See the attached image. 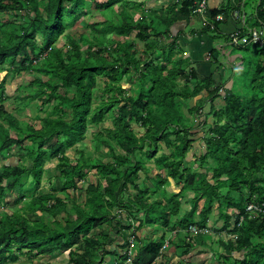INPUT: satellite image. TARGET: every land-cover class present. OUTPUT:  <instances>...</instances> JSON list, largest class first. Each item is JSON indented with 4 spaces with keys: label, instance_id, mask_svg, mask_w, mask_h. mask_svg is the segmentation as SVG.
Segmentation results:
<instances>
[{
    "label": "trees",
    "instance_id": "trees-1",
    "mask_svg": "<svg viewBox=\"0 0 264 264\" xmlns=\"http://www.w3.org/2000/svg\"><path fill=\"white\" fill-rule=\"evenodd\" d=\"M121 1L126 0H0V13L23 10L27 17L21 24L8 22L9 27L1 30L0 66L7 64L8 72L16 74H39L30 83L38 88L29 95V102L40 100V109L46 106L48 110L40 118L41 126L27 123L24 127L15 114L0 105V116L8 122L5 126L0 120V154L11 155L15 145L26 147L22 159L31 162L27 166L22 160L0 168V206L22 203L12 214H0V264L10 256L16 258V251L40 255L57 250H69L71 264H125L131 235L136 238L134 264H150L162 255L165 232L176 225L185 230L186 247L193 244L191 237L202 239L214 201L219 203L224 220L220 230L235 238L218 240L223 245L219 256L226 264H264V46L257 47L260 58L248 84L253 91L227 90L224 106L218 111L212 101L221 95L222 85H216L212 75L199 77L195 66L187 69L189 57L173 58L182 45L178 33L172 30L178 21L195 15L197 0H178V10L170 8L173 17L161 20L162 29L155 27L153 19H138L129 6H123L117 20H90L89 35L81 33L78 40L67 34L64 47L57 44L65 30L76 25L79 9L94 6L105 11ZM246 1L221 0L214 7L209 5L208 15L212 18L222 13L228 20L235 10L244 8ZM137 5L138 0L134 7ZM251 21V26L264 24V0H256ZM223 22L215 21V29L204 22L201 29L191 33L225 37L220 27ZM109 34L114 37L111 41L98 37ZM165 37L172 39L167 41ZM136 42L144 43L138 54ZM210 53L211 61L222 63L220 49L212 47ZM99 75L111 81L107 91L119 90L124 95H113L93 108V85ZM126 75L138 77L136 90L127 96L116 85ZM4 81L0 83V100L7 98ZM73 87L75 91L70 95ZM194 98L192 111L202 117L209 102L210 114L216 117L208 123L209 116H203V128L210 125L211 132L204 137L206 150L192 161L198 163V170L186 163L194 131L180 108L181 102ZM116 106L118 116L109 132L122 151H115L113 140L100 134L98 142L110 147L109 159L83 152L78 159L70 158L66 150L83 139L90 123L98 125ZM132 121L146 128L142 136L132 129ZM11 128L17 132L16 137L11 135ZM163 143L167 149L156 157ZM53 159L58 160L63 187L75 191L79 200L71 194L39 192L44 164ZM149 160H155L156 168L147 166ZM93 169L98 181L82 189L80 182H87ZM172 180L182 183L183 191L194 194L185 213H181L180 191L165 192L164 199H152L156 189ZM33 184L37 189H32ZM14 192L20 196L14 197ZM202 199L206 205L201 219L195 221L193 213ZM250 202L261 208L253 216L246 209ZM231 209L232 214H225ZM141 213L142 220L138 219ZM132 221L139 223L134 225ZM193 224L199 228L195 235L189 231ZM148 225L165 229L159 241L140 235L138 231ZM125 230L130 235H124L122 232L128 233ZM118 237L123 239L119 251L112 248ZM234 252L244 258H235Z\"/></svg>",
    "mask_w": 264,
    "mask_h": 264
},
{
    "label": "rangeland",
    "instance_id": "rangeland-1",
    "mask_svg": "<svg viewBox=\"0 0 264 264\" xmlns=\"http://www.w3.org/2000/svg\"><path fill=\"white\" fill-rule=\"evenodd\" d=\"M103 1V0H101ZM139 5L134 7L137 3V0H126L121 2H115L113 4L112 9H106L105 11H101L97 9L94 6L88 7V10L86 8L79 9V20L77 21L76 25L72 27H68L65 30V33L60 36V38L57 41V44L61 47H64V45L67 42V34L75 36L76 39H80V34L85 33L89 35L91 33V28L87 26L89 21H104L107 18H112L113 20H117L119 15H121V11L123 6H129L130 10H132L136 15L135 17L138 19H142L144 16L147 19H153L154 25L157 28H165L164 22L161 20L164 19H170L173 17L174 11L178 10L175 9V6L177 5L178 0H138ZM71 6V5H69ZM255 6H256V0H247L246 5L244 6L246 13L248 14V17L254 14L255 12ZM173 8L174 11H171L170 8ZM90 8V9H89ZM42 12L45 13L42 9ZM176 12V11H175ZM27 20V17L25 16V13L23 10H13V11H4L0 13V32L3 28H6L8 25V22L10 21H17L21 24V22H25ZM188 21H193L194 26L196 29L202 28L204 21L198 14H193L191 18ZM191 24V23H190ZM188 29H190V25H188ZM173 32V30H172ZM173 33L177 34V31L174 30ZM201 34V33H200ZM198 35V34H197ZM99 38L107 41H111L112 34H109L108 37H102L98 36ZM152 38H154V35H151ZM194 37V36H191ZM37 38L41 40V35L38 34ZM119 39L123 40V36H119ZM166 38V37H165ZM190 38V37H189ZM223 38L221 37H212L213 39V48L223 49L219 46V40ZM0 39L1 34H0ZM172 38L168 39L167 41L171 40ZM191 40V38H190ZM106 41V42H107ZM144 47V43L136 42V45L134 49L138 51H142ZM83 50L86 51V45L83 46ZM225 51L227 52L225 56L222 55V59L225 58L224 61L215 63L211 61L210 59H207V55L212 57L210 50H208L205 54H200L196 56L197 58L191 59L189 56V53H184L183 55L179 52L176 53V56L179 57H189L191 64L188 65V68H191L192 66L197 65V63L205 62L206 63V70L199 75V77H205V76H214L216 85H222L220 89V96L216 97L212 103L213 108L221 111L224 106V96L227 92V90L235 91L239 93H245V90L253 91L248 84L250 83L252 74L254 72V68L258 62V59L260 58L257 54V46L255 45H248L243 47H237V46H225ZM196 63V64H195ZM8 65L4 64L0 66V83L5 79V92L7 95V98L4 100H0V105L4 106L6 110L11 112L12 114H15L19 120L22 122L23 126L26 127L27 123L34 124L36 126H41L40 118L44 117L46 115L47 107H43V109H40V100H32L29 102V95L34 89H37L38 86L36 84L30 85L31 81L34 77L38 76L37 73H31L27 71H23L21 74H16L15 72H8L7 70ZM126 75L122 78V80L116 82V85L120 86L122 91H126L125 95H129L130 93H134L136 90V83L138 80L137 75L131 76ZM45 77V76H44ZM47 78V76L45 77ZM246 78V81H245ZM246 82V85L244 84ZM111 84V81L107 79L106 76L99 75L97 76V81L93 85V108L102 100H107L111 96L115 95L117 97H122V95L119 92V90H112L107 91V88ZM70 95H72L75 91L74 87L70 89ZM124 93V92H123ZM252 94V93H251ZM196 101V98L194 99H188L185 102H181V111L182 113L189 118V123L192 125V131H194V136L192 138L194 141L192 142L191 148L186 153V163L188 166H192L195 170L198 168L197 162H192L195 159H198L201 151L204 152L206 150V143L204 140L205 134L208 132H211L209 130V126H205L203 128L202 120L205 116H209L210 122H212L214 119V116L210 114L211 105L209 102L205 104L203 111L205 114L201 117L199 116V113H195L191 110V108L194 106ZM55 102H57L55 100ZM49 108V107H48ZM202 115V114H201ZM118 116V106L114 107L111 111H108L106 114V117L104 121L101 123L93 124L90 123L87 129L86 135L83 137L82 140L78 141L73 147L66 150V154L70 156L72 159H78L80 154L83 152L84 154L91 156L93 158H102L103 160L109 159V153H110V147L107 146L104 143H100L97 140V135L102 134L104 137H108L112 139L113 146L115 148V151L121 152V148L118 146L115 139L112 138V134L109 132L111 128L115 127V119ZM1 122L5 126H8V122L3 119V117L0 116ZM132 129L138 136H142L146 128L141 126L140 123L132 121ZM10 133L13 137L17 136V132L14 129H10ZM29 140L25 141V144H28ZM162 146L158 148V153L156 157L159 156L160 153L163 151H166L167 147L165 144H161ZM11 155L5 156L3 154H0V168L6 165H12V164H20L23 160L24 163H26L27 166L31 164L29 159L25 158L26 160L22 159V153H26L27 148L23 147V149L18 148L16 145L13 147ZM199 154V155H198ZM27 155V154H26ZM58 160H47L43 175V181L40 185L39 192L46 193V192H56L60 194L61 196H66V194L74 195V198L76 200H79L77 197V194L75 191H73L71 188H64L63 187V177L60 173V170L57 168ZM147 166L149 167H155L156 163L155 160H149L147 162ZM156 168V167H155ZM199 169V168H198ZM197 169V170H198ZM205 172V170H202ZM95 169H93L89 175H88V181L87 182H80L79 186H82L81 188L84 189L89 182L95 183L98 181V175L95 173ZM158 172V171H156ZM163 174H166V171H161ZM210 176V175H209ZM142 177L145 178V175L142 174ZM211 178V177H210ZM148 184L151 185L150 181H148ZM33 187L32 189H37V185L33 184L30 185ZM183 184L179 183L176 184L174 180L166 182L165 185H162L160 188L156 189L155 194H152V199H164L166 197L165 192L173 193V192H179L181 195V200L183 202L181 213H185L184 211L187 210L186 208L190 209L191 203L190 200L194 196L193 192H187L182 190ZM29 189V188H28ZM225 189V188H224ZM235 196V193H232ZM14 197L18 198L20 195L18 192H14ZM25 201V200H24ZM221 201V200H220ZM22 204V203H21ZM19 202L15 203H9L8 205H2L0 206V214L3 212H8L9 214H12L16 210L20 208ZM218 202L214 201L213 203V209L212 212L209 214V219L206 223V228L204 230L205 236L200 239L197 236L191 237V241H193V244L189 247H186L183 244V238H185V230L182 228L180 229L179 225H176L173 230H170L165 233V237L169 240V245L164 250H161L162 255L158 257L157 260H155V263L157 264H176L177 260H179V264H226L223 257H220L219 254L223 250L222 243H219V239H223L227 241L229 238H234L232 234L227 233L224 230H220L223 228L224 220L220 217V211L218 208ZM206 205L204 199L200 200L198 203V207L196 211L193 213V219L195 221H199L201 219V210ZM188 211V210H187ZM186 211V212H187ZM225 214H232L234 210H227L224 211ZM223 212V214H224ZM222 216V215H221ZM143 217V216H142ZM175 219L174 217L172 220ZM234 221V220H233ZM174 224V223H173ZM104 229L106 226L104 225ZM153 228L151 227L149 232H151ZM144 229L139 230L141 236L146 237V233H144ZM212 236L208 237V236ZM153 238V237H152ZM156 241L160 240V237H156ZM173 241V243L177 244L175 247V250H171L172 244L170 243ZM187 240V238H186ZM162 249V248H161ZM189 249V251L187 250ZM25 253H19L18 251L14 252L15 257H9L8 261L4 264H32L38 262L39 264H45L47 262H53V263H60V264H71L70 262V252L69 250H57L54 253H45V254H36L31 253L29 251H24ZM175 252V253H173ZM76 255V254H75ZM175 255H179L178 257H174ZM234 257L237 259H243L244 255H240L238 252H234ZM240 261H238V264Z\"/></svg>",
    "mask_w": 264,
    "mask_h": 264
},
{
    "label": "built area",
    "instance_id": "built-area-1",
    "mask_svg": "<svg viewBox=\"0 0 264 264\" xmlns=\"http://www.w3.org/2000/svg\"><path fill=\"white\" fill-rule=\"evenodd\" d=\"M244 9V8H243ZM235 10L230 15V19H232L236 26L231 30L230 32H227L225 34L224 40L219 43V46L225 47L226 45L230 46H237V47H243L248 45H255L257 47L264 46V24L261 26H255L250 27L247 24L246 14L244 10ZM209 12V4L207 0H197L196 1V7L194 9V13L201 16L203 21L208 24L212 29L216 28V22L219 21H225L226 17L224 14L219 13L214 15V17L210 18L208 15ZM210 53V52H209ZM210 55V54H209ZM207 55V59L213 60V57H210ZM247 213L250 214V216H253L256 212L261 210L255 203L250 202L247 207ZM243 220V216L240 218V222ZM189 231L192 233V235H195L199 232V228L196 225H190ZM169 245V240L166 239L165 243L162 246L161 250H164ZM136 238L134 236H130L129 238V247H128V258L125 264H134V256L136 255ZM150 264H155V261H153Z\"/></svg>",
    "mask_w": 264,
    "mask_h": 264
},
{
    "label": "crops",
    "instance_id": "crops-1",
    "mask_svg": "<svg viewBox=\"0 0 264 264\" xmlns=\"http://www.w3.org/2000/svg\"><path fill=\"white\" fill-rule=\"evenodd\" d=\"M208 1V4L211 6V7H214L216 4H218V2H220L221 0H207ZM245 14H246V19H247V24L248 26L250 27H255V26H251V20L254 19V16H255V12L254 14H252L251 16L248 17V14L246 13V10L243 9ZM191 23V24H190ZM250 23V24H249ZM188 25H190V29H188ZM175 28L173 29V31H177V35H179V42L180 44L182 45V50L181 52H179L178 54H184V53H189V56L191 57V59L193 60L194 58L196 59L198 55L200 54H205L208 50H211V48L213 47L212 44H213V39L211 36L207 35V34H200V32H197V34H192L191 33V30H195L196 27L194 26V22L193 21H188V20H181V21H178L177 23H175ZM236 26V23L232 20V19H228V20H225L223 23H221L220 27L222 28V31L226 34L227 32L233 30V28H235ZM201 29V28H200ZM199 30V29H198ZM175 34V33H174ZM191 36H194V37H191ZM224 36V35H223ZM191 40H190V38ZM215 39V38H214ZM219 40V43L221 41L224 40V37L221 38V39H218ZM223 49H220V55L218 56H221L222 58V55L225 56L226 55V51H225V47H222ZM208 53V52H207ZM224 59H222L221 61H224ZM196 64V63H195ZM199 75H201L200 72L203 73V71H205L207 68L206 66V63L205 62H200V63H197V65H195ZM29 188V187H28ZM28 188H26V190H29ZM187 210L189 208H186ZM187 210H185L184 212H186ZM144 217V214H139L138 216V219L142 220V218ZM133 222V221H132ZM139 223V221H134L133 224L134 225H137ZM153 228L151 230V232H149L150 228ZM144 233H146V237L148 238H152L155 240L156 237H162V235L164 234L165 232V229L161 228V229H157L154 225H148V226H144L142 229H144ZM169 228V227H167ZM127 231V230H125ZM128 232V231H127ZM168 232V231H166ZM165 232V233H166ZM124 235H130V233H126V232H122ZM166 238V237H165ZM168 238V237H167ZM166 238V239H167ZM123 243V239L121 237H118L117 240L115 241V243L112 245V248L113 249H117L119 251V245ZM170 243L172 244V247H171V250H175V247L177 246V244L173 243V241L171 242L170 240ZM190 252V251H189ZM175 253V252H173ZM179 255H175L174 257H178ZM180 259L177 260L176 264H179ZM157 264V262L155 263Z\"/></svg>",
    "mask_w": 264,
    "mask_h": 264
}]
</instances>
